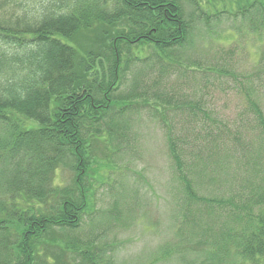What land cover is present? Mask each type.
<instances>
[{
	"label": "trees",
	"instance_id": "trees-1",
	"mask_svg": "<svg viewBox=\"0 0 264 264\" xmlns=\"http://www.w3.org/2000/svg\"><path fill=\"white\" fill-rule=\"evenodd\" d=\"M226 21L264 43V0H0V264H114L118 245L102 237L132 217L104 224L97 203L112 168L127 162L129 173L123 144L144 107L176 177L175 241L158 259L264 264V48L240 75L185 55ZM207 72L239 86L249 129L218 122L214 99L195 87L156 93ZM145 97L156 107L134 102Z\"/></svg>",
	"mask_w": 264,
	"mask_h": 264
},
{
	"label": "rangeland",
	"instance_id": "rangeland-1",
	"mask_svg": "<svg viewBox=\"0 0 264 264\" xmlns=\"http://www.w3.org/2000/svg\"><path fill=\"white\" fill-rule=\"evenodd\" d=\"M225 1L227 2V0ZM242 3L239 2L238 4ZM235 23L226 21L222 25L216 26L215 33L211 35L203 33L199 40H195L192 50L185 52L186 57L193 58L202 66V69L206 68L209 71L214 69L223 74L225 73L221 70H227L230 74L240 75L246 72L251 74L255 68L254 63L257 60V54L264 48V43L263 40H257L253 35H250L246 26L242 25L240 21L236 23L239 25L236 29L242 26L241 31L239 33L236 31L237 34L231 35ZM229 29H231L230 32ZM229 79L211 72L195 78L182 75L180 79L177 77L169 79V81L156 87L155 90L157 94L162 95L168 91H181L183 88L179 85L183 84L191 92L193 91L192 88L195 87V91L205 99H211V97L214 99L210 103L219 113L216 116L218 122H220L219 119H222L230 122L232 126L247 124V130L249 129L248 119L245 123L241 119L244 115L249 117L246 99L240 92L239 86ZM261 79L264 81V75ZM128 80L126 85L121 87V94L129 91ZM262 91L264 92V87ZM146 93L149 94V91ZM152 98L145 97L134 102L136 105L139 103L138 106H144L145 103L154 106ZM261 98L263 97H256V100ZM140 110L143 112L139 111L134 116L135 120H139V124L134 122L129 134L130 142L123 144L129 147L123 157L134 159V162L128 166L129 173L126 170L127 162L123 163L124 166L111 169L107 181L109 186L105 190L107 191L109 187L110 189L101 195V201L97 203V208L102 213L97 218L98 221L101 220L104 224H108L110 222L105 218L106 216L112 221L113 216L116 215H120V220L127 214L132 217L131 219L128 218L127 221L121 220V222L128 223L129 227L122 230L114 229L102 237L106 245L113 241V245H118L112 254L114 264H149L151 261H153L152 264H177V260L164 259L163 256L160 260L158 259L161 251L167 247V243L173 246L171 241H175L177 226L172 223L174 221L173 215L176 213V208L172 207V192H174L175 182L171 176L174 177L173 179L176 177L172 170L170 153L167 144L164 142L163 133L159 125L151 120L153 119L152 108L144 107ZM157 121L160 123L159 118ZM191 127L193 130L195 129L194 126ZM202 127L205 129L203 123ZM137 133L140 135L139 140H137ZM202 140L207 143L210 142L206 136H203ZM136 155L141 156L140 159L136 158ZM58 179L60 180V175H58ZM63 179L64 182L68 181V175H63ZM123 180L131 189L122 190ZM211 186L212 183L206 185L204 191L206 192L209 188V192H211ZM118 188H121L119 207H117ZM135 189H138L136 193L133 191ZM136 198L138 201L135 200ZM88 216L91 217L89 213ZM89 225L90 222L87 223L86 221L78 233L84 235V233L90 232ZM109 250L111 251V249Z\"/></svg>",
	"mask_w": 264,
	"mask_h": 264
}]
</instances>
